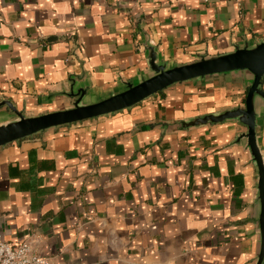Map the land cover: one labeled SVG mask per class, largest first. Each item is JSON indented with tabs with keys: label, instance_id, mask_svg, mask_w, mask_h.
I'll return each mask as SVG.
<instances>
[{
	"label": "crops",
	"instance_id": "1",
	"mask_svg": "<svg viewBox=\"0 0 264 264\" xmlns=\"http://www.w3.org/2000/svg\"><path fill=\"white\" fill-rule=\"evenodd\" d=\"M169 66L264 40V0H0V102L26 117L66 110ZM247 83L176 84L129 109L0 148V233L46 264H255L256 169L234 121ZM15 119L0 108V124ZM264 155V115L258 121ZM264 264V262H263Z\"/></svg>",
	"mask_w": 264,
	"mask_h": 264
},
{
	"label": "water",
	"instance_id": "2",
	"mask_svg": "<svg viewBox=\"0 0 264 264\" xmlns=\"http://www.w3.org/2000/svg\"><path fill=\"white\" fill-rule=\"evenodd\" d=\"M148 72L136 82L124 81L122 90L91 104H83L87 90L68 81V90L63 95L74 99L66 110L26 117L10 101L0 102L15 116V119L0 124V148L13 142L32 137L46 130L80 123L100 116L129 109L145 99L176 84L203 81L219 76L241 78L247 83V93L242 107L219 114H210L181 122L178 127L192 128L234 121L245 128L236 141H246V150L256 169V193L259 205V248L255 264L264 262V155L258 144V121L264 115V40L256 43L244 42L230 52L219 55H200L195 60L169 66L158 61L155 46L145 39Z\"/></svg>",
	"mask_w": 264,
	"mask_h": 264
},
{
	"label": "built area",
	"instance_id": "3",
	"mask_svg": "<svg viewBox=\"0 0 264 264\" xmlns=\"http://www.w3.org/2000/svg\"><path fill=\"white\" fill-rule=\"evenodd\" d=\"M233 1L238 3L239 0ZM0 264H46V261L33 241L13 245L6 242L0 233Z\"/></svg>",
	"mask_w": 264,
	"mask_h": 264
}]
</instances>
